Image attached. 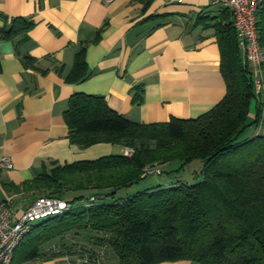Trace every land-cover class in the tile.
I'll return each instance as SVG.
<instances>
[{
	"label": "trees",
	"instance_id": "trees-1",
	"mask_svg": "<svg viewBox=\"0 0 264 264\" xmlns=\"http://www.w3.org/2000/svg\"><path fill=\"white\" fill-rule=\"evenodd\" d=\"M261 8L258 30L264 48V4ZM33 24L16 17L9 27L1 28L0 35L13 36ZM215 26L227 91L196 117L137 122L110 107L103 95H72L65 118L74 143L111 142L131 147L133 152L53 163L39 172L27 186L38 194L47 192L39 196L64 198L70 190L87 193L64 198L68 209L34 222L12 264L39 258L45 244L69 232L79 234L84 247L80 254L94 264H104L109 253L119 264L177 259L201 264H264V133L241 138L248 127L264 124V103L258 104L251 118V102L259 96L243 61L233 21ZM83 50L78 51L67 75L70 81L89 76ZM35 60L25 57L26 63ZM197 159L203 167L196 182L172 178L145 182L149 175H172ZM175 163L179 166L174 167ZM132 188L134 192L128 194ZM120 191L125 194L118 195ZM102 198L110 199L102 202ZM79 199L85 202L76 205Z\"/></svg>",
	"mask_w": 264,
	"mask_h": 264
},
{
	"label": "crops",
	"instance_id": "crops-1",
	"mask_svg": "<svg viewBox=\"0 0 264 264\" xmlns=\"http://www.w3.org/2000/svg\"><path fill=\"white\" fill-rule=\"evenodd\" d=\"M147 1L0 0V30L16 17L34 22L0 35V161L6 155L13 164L0 168V199L11 197L24 210L37 194L27 186L45 167L115 151L111 142L71 140L65 112L74 93L103 95L137 122L196 117L225 96L215 24L233 21L231 10L211 0H151L144 9ZM82 47L89 76L73 82L67 75ZM27 55L36 60L26 63ZM260 102H251V118ZM71 238L45 244L39 258L23 264H94L78 253L79 237ZM104 264L119 263L109 253Z\"/></svg>",
	"mask_w": 264,
	"mask_h": 264
},
{
	"label": "built area",
	"instance_id": "built-area-1",
	"mask_svg": "<svg viewBox=\"0 0 264 264\" xmlns=\"http://www.w3.org/2000/svg\"><path fill=\"white\" fill-rule=\"evenodd\" d=\"M110 1V0H107ZM231 10L233 25L239 40L246 47L245 63L258 96L264 100V48L258 30V11L264 0H211ZM131 147L125 153L131 155ZM13 164L6 155L2 156L0 168H12ZM70 204L61 197L39 196L34 198L24 210L18 209L11 197L0 199V264H12L15 252L22 239L28 234L37 220L59 214Z\"/></svg>",
	"mask_w": 264,
	"mask_h": 264
},
{
	"label": "rangeland",
	"instance_id": "rangeland-1",
	"mask_svg": "<svg viewBox=\"0 0 264 264\" xmlns=\"http://www.w3.org/2000/svg\"><path fill=\"white\" fill-rule=\"evenodd\" d=\"M261 97L259 96V99L255 98L253 99L252 101V106H255L257 104V102L261 101ZM258 128L259 132L262 130L263 128V125L262 124H259L258 126L256 124L252 125L251 127H248L244 132L243 134L241 135V138H250L253 134V132L255 131V129ZM113 145L115 146L114 147V152L113 153H121L122 150H123V145L121 144H117V143H113ZM156 166L159 168V166L161 167L160 164H156ZM174 167H177L179 166V163H175L173 165ZM202 167H203V161L200 160V159H197V160H194L193 162L189 163V164H186L185 167H182L180 170L178 171H175L172 175H168V174H163V175H149L148 178L145 180L146 183H155L157 182L158 180L162 181V182H165V180H167V178H172L174 179L175 181L176 180H183V181H187L189 183H193V182H196L198 180H200L201 178V171H202ZM162 168V167H161ZM167 168V167H165ZM135 188H132V189H129L128 191V194H131L132 192H134ZM87 193L86 190H70V191H67L64 193V198H68V199H73L74 197L80 195L81 193ZM47 192L45 193H42V194H36V197H39V195H44L46 194ZM122 194H125L124 192H119L118 195H122ZM110 198H102L101 201L104 202L106 200H109ZM85 200H76L75 201V204L76 205H79L81 203H84ZM40 221H36L35 223H38ZM82 232H84L82 230ZM81 234V233H80ZM77 235H79L78 233H75V232H69V234L65 235V237H69L71 238V236H73V238L71 239H75V240H78L77 238ZM79 245V244H78ZM81 247L83 246H78L76 249L78 251V253H83V252H80V250L82 249ZM84 249V247H83ZM87 252V251H86ZM85 253V252H84ZM85 257H87V259H89V257L86 255Z\"/></svg>",
	"mask_w": 264,
	"mask_h": 264
}]
</instances>
